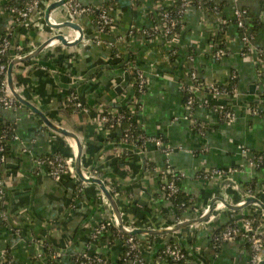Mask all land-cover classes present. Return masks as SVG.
<instances>
[{
  "label": "crops",
  "instance_id": "crops-1",
  "mask_svg": "<svg viewBox=\"0 0 264 264\" xmlns=\"http://www.w3.org/2000/svg\"><path fill=\"white\" fill-rule=\"evenodd\" d=\"M9 1L0 4V34L13 20L7 7L2 8ZM55 1L38 0L31 18L14 26L12 45L21 46L27 54L56 33L67 39L77 35L73 28L55 30L45 22V10ZM76 1L96 7L112 3L116 7L110 10L114 26L96 42L93 37L97 25L92 16L75 17L73 22L83 31L79 43L49 44L34 57L13 66V81L20 94L51 121L77 135L82 143V168L89 174L94 168L99 172L95 175L110 186L124 224L162 229L173 226L177 219L198 217L214 196H224L231 203L232 208L219 203L213 212L218 217L209 224L210 217L169 233L135 234L143 264H248L251 252L246 239L215 242L213 236L227 222L239 223L248 213L261 217L264 230V209L255 203L243 206L245 195L264 204V166L256 167L248 161L250 154L264 152V73L257 76L254 54L242 53L239 29L231 22L233 10L245 8L251 33L252 20L261 23L252 33L253 45L264 48V0H223L217 13L213 9L207 13L198 5L199 0H184L188 3L183 15L184 29L172 45L175 53L170 54L162 35L149 39L143 29L151 27L153 10L158 5L170 7L173 0ZM221 1L216 0V5ZM67 10L66 4L54 7L49 20H68ZM222 20H228L224 34L227 53L215 59L209 41L216 32V22ZM34 21L38 24L34 25ZM131 30L134 34L123 40ZM113 47L121 53L130 50L134 54L135 68L147 79L140 95L134 93L130 82L119 94L114 90L123 81L125 70L111 65ZM10 53L16 55L19 51L12 47ZM11 54L10 60L14 57ZM171 55L176 56L173 62ZM191 70L204 84L226 83L231 74L235 75V98L210 95L205 90L200 94L215 103L234 100L231 122H223L203 106H196L192 112L185 107L181 84L190 82ZM71 89L86 109L75 111L65 106V96ZM132 99L139 108L138 130L161 137L169 146L166 152L147 144L142 150L146 158L143 169L139 154L128 149L123 163L116 161L121 153H117L118 147L111 146L119 142L110 141V132L96 122V108L124 105ZM252 106L257 113L250 111ZM0 122L3 128L13 127L16 136L8 146L10 165L0 167L6 213L5 220L0 216V264H4L3 255L10 256L14 264H77L76 258L85 251L100 256L101 264H122L124 245L109 229L87 248L89 232L97 221L113 218L101 189L96 184L81 185L70 174L52 179L36 164L37 158L55 151L74 158V141L45 126L37 114L21 104L17 109H0ZM195 122L204 124L201 132ZM114 133L121 135L122 129L117 127ZM95 135L105 141H97ZM242 147L248 155L241 152ZM147 162L152 167L147 168ZM212 170L227 173L221 177L203 176ZM168 173L179 174L178 188L186 198L178 216L162 190L170 177ZM141 204L146 206L141 209ZM167 244L178 245L187 253V261L174 263L162 258L161 251ZM54 253L57 255L52 258Z\"/></svg>",
  "mask_w": 264,
  "mask_h": 264
},
{
  "label": "built area",
  "instance_id": "built-area-1",
  "mask_svg": "<svg viewBox=\"0 0 264 264\" xmlns=\"http://www.w3.org/2000/svg\"><path fill=\"white\" fill-rule=\"evenodd\" d=\"M184 1V0H183ZM67 6V13H68V21H74V18L77 16H91V6L89 5H83L79 3L76 0H67L66 1ZM187 2L184 1L182 7L183 10L181 11L184 15L185 7L187 6ZM38 6V0H23L22 4H15L7 6L8 12L12 15V19H15L16 21L20 22V24H24L26 20L28 21L29 18H31L32 14L35 13ZM216 4L213 7V10L215 13L218 12V9L216 8ZM154 11V17H152V25L149 27L151 32H144L143 33L149 38L153 39L157 37L158 35H162L169 47L168 54L175 53V49L172 48V45L175 44L176 36L173 34L174 26L176 23V19L171 16V13L169 11V7H162L157 6ZM111 14L107 12L105 9H101L98 16L96 25V35L94 36V40L96 42L101 40V36L108 33L112 26H110V30L106 31L105 26L108 24L113 23V17L110 16ZM264 17V13L262 15ZM235 25L240 29V39L243 45L242 53L243 54H254V64L256 66V73L257 76L260 77L262 73H264V49L263 48H256L253 45V34L248 30L247 27V18H248V11L245 8H235L233 10V16ZM13 20H11V25L7 28L5 35L0 36V109H17L18 106H20V103L17 102L15 97L12 95L8 82H7V76L6 71L8 64L10 62V55L5 58L4 55L9 50L11 52L12 47L16 48V50L20 51L19 53H16L14 55L11 54L14 57H19L25 54V52H22L21 46H14L11 43V37L13 35V29L14 26L12 24ZM180 22H183L180 19ZM222 22H225L222 20ZM38 24L36 21H34V25ZM74 36V38H76ZM73 38V39H74ZM72 40V39H69ZM225 55V51L221 48L217 49L213 56L215 59H220L222 56ZM12 57V58H14ZM191 59V57H189ZM14 69V68H13ZM12 69V70H13ZM135 71V78L133 82H135L137 86V91L139 92V95L144 91L145 86L147 84V79L143 75L141 71H139L137 68L134 67ZM14 73V70L12 71V77ZM231 79H235V75L231 74ZM190 84L186 87L181 86L182 90H186L188 93V96L185 100V107L189 110V112H192L196 106H203L204 108H207L214 112L223 122H231L234 118V111L232 110V104H234V100H228L227 102L223 103H215L208 99L207 96L201 97V90H205L207 94L210 95H216V96H225L226 98H235L237 96V90L236 87H233L231 89H227L225 87H222L223 84L226 83H217V82H211L208 84H204L199 80V77L197 76L196 72L194 70L190 71L189 74ZM16 81L14 80V85L18 90V85L15 84ZM20 93V92H19ZM137 101L132 99L131 102L122 105V107L125 108V110H119L113 108V106H101L96 108V122L100 124V126L103 127L104 130L107 132H110V128L115 127L118 125V121L120 119L125 118V114L134 115L138 113V106ZM65 106H72L75 109L73 110H84L86 109L84 104L79 101L77 95L74 92L68 93L65 96ZM250 111L252 113H257L258 110L255 106L250 107ZM196 128L198 131H202V128H204V124L202 122H195ZM131 126V124H129ZM137 126V123H136ZM137 128V127H136ZM13 127H7L0 131V167H4L5 164L8 161V146L9 142L12 139H16V136H14L13 133ZM141 139V151L145 149L147 144H153L157 148H161L164 151L169 150L168 144L161 139L159 136H148L146 134L138 136ZM133 140V135L130 134L129 128H125L122 130V134L119 139V143H125V144H133L131 141ZM121 148H118L117 153H121ZM241 152L245 155H248V150L245 147L241 148ZM251 155V156H250ZM248 156V161L251 165H254L256 167H263L264 166V152L258 153V154H250ZM73 159L71 157H67L63 155L62 153L55 151L48 153L46 155H43L36 159V164L39 168H44L47 175L55 180H59L62 178V176L66 174H70L71 176L75 177L80 182L79 184H85L82 181L78 179L76 176L74 170H73ZM83 172L86 177H95L98 178L95 174H89L86 170L83 169ZM227 172H223L220 170H212L209 172L203 173V176L206 178L211 177H221L225 176ZM170 176L166 182H164L162 186V190L165 192V199L169 200L172 198V196L178 192V184L177 179L179 178V174L171 173ZM164 178V175H162V180ZM2 180H0L1 183ZM1 185V184H0ZM81 185H78L79 188H81ZM108 186L107 188L110 190ZM116 195V194H114ZM5 191L2 187H0V216L2 217V220H5L6 213L4 210V203H5ZM118 197V195H117ZM221 202H216L215 204V211L217 210L218 204ZM222 204V203H221ZM208 209V206H206L203 210H201L200 215L204 214ZM120 210V209H119ZM121 214V211H120ZM199 215V216H200ZM214 215V214H213ZM209 216L211 220L212 216ZM208 217V218H209ZM188 219V218H187ZM186 219H177V223L184 221ZM208 220V219H207ZM208 221V222H209ZM242 225L237 226L236 224H227L224 226L220 231H218L213 236V240L215 242H226V241H232L235 240L237 237H243L247 240V242L250 245V257L248 264H260V261L262 258V251L264 250V236L262 233V230L259 228H255L251 225L250 221L247 220H240ZM114 224L113 218L111 220L107 219H99L97 223L91 228L89 232V242L87 244V248L90 246L92 241L97 240L101 234L108 231L109 226ZM124 223V222H123ZM124 227L126 230H132L135 228H138V226L134 225H126L124 224ZM116 239L120 240L122 244L124 245V255L122 259V264H143V258L140 255V251L138 248V243L134 239L133 236L126 235L120 231L117 232V235L115 237ZM57 254H52V258H55ZM162 258L170 259L174 263H182L186 262L188 259L187 253L184 252L178 245L176 244H167L161 251ZM77 264H101L102 258L97 255H91L87 251L82 252L80 256L76 258ZM3 263L4 264H14L9 258L8 255H3Z\"/></svg>",
  "mask_w": 264,
  "mask_h": 264
},
{
  "label": "water",
  "instance_id": "water-1",
  "mask_svg": "<svg viewBox=\"0 0 264 264\" xmlns=\"http://www.w3.org/2000/svg\"><path fill=\"white\" fill-rule=\"evenodd\" d=\"M8 0H2L0 2L4 3ZM67 0H57L53 3H51L45 10L44 13V20L47 23L48 26H50L52 29L55 30H59L61 28L64 27H69V28H73L74 30L77 31V37L69 40L67 39L63 34L61 33H56L54 35H51L47 38H45L39 45H37L33 50H31L30 52H28L27 54H24L22 56L19 57H14L10 60L8 67H7V71H6V76H7V82H8V86L9 89L12 93V95L15 97V99L17 100V102H19L21 105H24L25 107H27L29 110H31L32 112H34L35 114H37L39 116V119L43 122V124L45 126H47L48 128L52 129L53 131L64 135L66 137H70L74 143H75V148H76V152L74 155V159H73V170L76 174V176L78 177V179L80 181H82L85 184H96L102 191L104 197L106 198L108 204L111 207L112 210V215H113V220H114V225L116 227V229L126 235H130V236H134L137 233H145V234H162V233H169L172 231H176L178 229H180L181 227L187 226V225H194V224H198L201 222H204L209 216L213 215V212L215 210V204L216 202H221L223 204V206L232 208L231 203H229L227 201V199L223 196H214L211 200L210 203L208 205V209L207 211L195 218H189L186 219L184 221L181 222H176L173 226H169L166 228H162V229H149V228H135L132 230H126L124 227V223H123V219L122 216L120 214V210H119V206L117 204V201L115 200V198L113 197V195L111 194V192L109 191V189L107 188L105 182L101 179V178H95V177H86L84 172H83V168H82V164H81V155H82V143L79 140V138L77 137V135L72 132L69 131L65 128H63L62 126L57 125L56 123H54L53 121H51L45 114H43L37 107H35L32 103H30L28 100H26L16 89L15 85H14V81H13V77H12V69L13 66L30 59L31 57H34L35 55H37L41 49H43L44 47H46L49 44H58V45H62V46H73L77 43H79L82 38H83V31L81 29V27L73 22V21H68V20H64L62 22L59 23H53L49 20V12L56 6H59L61 4H65ZM124 75V79L123 81L116 85L114 87V90L116 91V93H120L123 88H125L128 83H129V74L125 71L123 73ZM250 92L252 93L253 90L251 89ZM111 147H118V148H123V149H128L131 150L135 153H138L140 158H141V162H142V169L145 166V155L142 151H140L136 146L132 145V144H125V143H114L112 144ZM6 166H9V163L5 164ZM243 206H246L247 204L250 203H255L260 205L263 209H264V204H262L258 199H256L255 197L249 196V195H245V197L243 198ZM235 208V207H234ZM217 213H215L211 220L209 222H207V224H209L210 222H213L216 218H217ZM239 226L242 225L241 221L238 223ZM260 264H264V258L260 261Z\"/></svg>",
  "mask_w": 264,
  "mask_h": 264
},
{
  "label": "trees",
  "instance_id": "trees-1",
  "mask_svg": "<svg viewBox=\"0 0 264 264\" xmlns=\"http://www.w3.org/2000/svg\"><path fill=\"white\" fill-rule=\"evenodd\" d=\"M14 2H15V0H11V1L7 2L2 8H5V7L10 6V5H14ZM135 3H137V0H135ZM183 3H184L183 0H173L171 6L169 7V11L171 13V16L176 19V23H175L174 30H173V34L176 36V38H175L176 40H178L179 37L182 35L183 29H184V26H183L182 22H180V19L182 20V17H183V14L181 12L183 10V7H182ZM198 3H199L198 5H200V7L202 9H204L207 13H211L213 11L212 10L213 7L215 6V4L217 2H216V0H199ZM223 5H224V1L222 0L221 3L218 6H216V8L217 9H220V7L222 8ZM89 6H91V5H89ZM112 8H116V7L113 6L112 3L111 4L110 3H104L103 5H100L98 7L91 6V9H92L91 16H92L93 20L96 21L98 19L97 16H98V14H99V12H100L101 9H105L107 12L110 13V10ZM231 22H233V24H235L233 18H232V21ZM114 23L115 22L113 21L112 24L106 25L105 26V30L106 31H109L110 30L109 27L110 26H114ZM251 23H252V25H251V31H252V33H255L257 31V29L259 28V26H260L261 23H260L259 20H254V21L252 20ZM12 24H13V26L17 27L18 24H20V22H18L15 19H13ZM227 26H228V20L225 21V22H221V21L220 22L219 21L216 22V28H215L216 32H215L214 35H212L210 37V41H209L213 53L217 49H219V48L223 49L225 51V54L227 53V49H226V46H225V43H224V34H225L226 29H227ZM150 30H151L150 28H144L143 29V31L144 32L146 31L147 33L148 32H151ZM240 31L241 30L239 29V34H240ZM134 32H135L134 30H131L130 34H126L124 36V39L123 40L127 39L130 35H133ZM5 33H6V31L5 32H2L0 34V36L5 35ZM75 50H78L77 46H75ZM9 54H10V51L8 50L6 52V54L4 55V57L6 58L7 55L9 56ZM110 54H111V58H112L111 65H116L117 67H120L121 69L125 70L129 74V82H130V84L132 86V89L134 90V93L135 94L139 95V92L137 91V86H136L135 82H133V80L135 78L134 67L136 66V60H135L134 54L130 50H127L126 52L121 53V52H119L116 49V47L111 48ZM191 54H192V51H191ZM175 57H176L175 55H171L170 61L173 62V60L175 59ZM54 65H58V64H54ZM14 75H15V71L13 73V76ZM14 78H16V77L14 76ZM189 84H190V82L189 83L184 82V83L181 84V86L186 87ZM222 87H225L227 89H231L233 87H236L235 79H231L230 78L226 82V84H223L222 85ZM70 91L73 92L72 89ZM183 92H184V99L186 100V98L188 96V93H187L186 90H183ZM122 105H119V104L118 105H113V108L124 111L125 108L122 107ZM67 108L75 109L72 106H68ZM137 120H138V115L137 114H134V115H130L128 113L125 114V118L124 119H120L118 121V123H117L118 125H116L113 128H110V136H111V138H109V140L110 141H113V142H118L119 141V137L121 135L120 134L118 135V134H115L114 133L117 127L120 128V129H122V130L125 129V128H129L130 134L133 135V140L131 142L133 144H135L137 148H141V146H140L141 139L138 136L144 135L145 133L142 132L141 130H138V128H136L137 127L136 126ZM129 124H131V126H129ZM2 129H4V128L2 127L1 122H0V131ZM96 137L97 138H95V139L97 141H102V142L105 141V139H103V140L101 139V136L100 135H97ZM120 151H121V155H120L119 159L116 160V161H118L120 163H123V161L125 160L124 157H125V155L127 153V150L121 148ZM146 167L147 168L152 167V164L150 162H147ZM91 172L93 174L99 175V172L95 171L94 168L91 169ZM168 174H169V176L172 175L171 173H168ZM169 178H171V177H169ZM78 183H80V182H78ZM185 199L186 198L183 197V194L179 190H178L177 193H175L172 196V198H170V201L172 202L173 206L175 207V210H176V213H177L176 215L177 216L181 212V209L183 208V206H185V202H186ZM145 206H146V204H141V209H143ZM247 219L250 221V223H251V225L253 227L259 228L260 230H262V233H263V236H264V230L262 229V226H261V222H262L261 217H259L255 213H253V214H249L248 213V214H244L242 216V219L241 220L244 221V220H247ZM227 223L228 224H236L237 226H239L238 223L235 222V221H229ZM220 228H222V227H217L215 229H218L219 230ZM109 232H111V234H112L113 237H116L118 231L116 230V228L113 225H110L109 226ZM88 242H89V240H88ZM9 258H10V256H9Z\"/></svg>",
  "mask_w": 264,
  "mask_h": 264
}]
</instances>
